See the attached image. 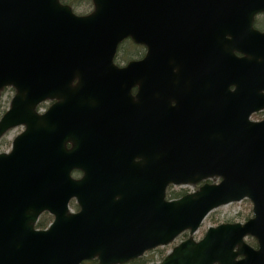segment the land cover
I'll return each mask as SVG.
<instances>
[{"label":"water","instance_id":"obj_1","mask_svg":"<svg viewBox=\"0 0 264 264\" xmlns=\"http://www.w3.org/2000/svg\"><path fill=\"white\" fill-rule=\"evenodd\" d=\"M92 3L93 11L79 16L59 0H0V90H15L0 118V137L25 125L11 150L0 153V264H79L94 257L99 264H121L187 229L190 236L160 264H264V119L249 120L264 107V34L253 31L245 81L250 94L243 104H235L231 82L219 68L213 109L191 119L156 114L153 156L140 165L129 163L144 175H118V185L107 190L69 176L71 169L84 168L80 151L75 145L66 153L62 143L72 138L43 129L49 115L35 112L40 100L54 95V85L69 83L87 67L97 74L112 68L118 43L134 37L138 19L141 27L153 20L155 43H164L180 39L184 27L195 28L199 20L204 31L226 30L241 18L234 13L239 10L252 20L264 11V0ZM90 58L100 61L85 64ZM206 179L219 181L165 199L171 183ZM71 197L80 207L76 213L67 209ZM244 198L252 204L251 218L209 227L200 240L192 238L209 211ZM43 211L54 220L47 229H35ZM247 236L255 248L244 241Z\"/></svg>","mask_w":264,"mask_h":264},{"label":"flooded vegetation","instance_id":"obj_2","mask_svg":"<svg viewBox=\"0 0 264 264\" xmlns=\"http://www.w3.org/2000/svg\"><path fill=\"white\" fill-rule=\"evenodd\" d=\"M234 13L241 18L233 19L226 30L204 31L199 20L195 28L186 25L180 39L164 43H155L149 22L141 27L138 19L134 38L118 44L113 57L116 72L110 69L102 76H94L106 82L80 83L75 78L72 92L38 104L39 115L54 106L52 125L56 134L83 130L79 148L86 160L85 169L72 171V177L87 176L89 188L107 190L118 185V175H144L131 169L129 163L140 165L153 156L156 114L191 119L213 109L219 68L227 73L235 104L244 103V97L250 94L245 81L250 76L251 31L264 33V12L255 14L252 22L245 10ZM86 78L93 79L91 74ZM74 90L84 93L86 106L80 114L71 112ZM7 92L12 89L4 88L1 97ZM259 114L260 119L264 117V108L252 115ZM75 145L78 142L72 138L64 147L71 149ZM69 205L72 211L78 210L74 199ZM40 216L48 224L53 219L49 213ZM184 235L186 232L180 237ZM143 261L141 258L139 263Z\"/></svg>","mask_w":264,"mask_h":264},{"label":"rangeland","instance_id":"obj_3","mask_svg":"<svg viewBox=\"0 0 264 264\" xmlns=\"http://www.w3.org/2000/svg\"><path fill=\"white\" fill-rule=\"evenodd\" d=\"M73 11L76 14H85L87 13L90 8L89 4L85 3L83 6H71ZM12 93L7 92L4 95H2L0 99V114L1 112L6 109L9 99L11 97ZM262 115L259 114V116H252V119L254 120H260V117ZM20 130V127H17L13 129L11 132L5 134L0 139V152H5L10 148V142L11 138ZM184 189L190 190L189 187H180V186H169L167 189L166 196L168 195V192H178ZM169 193V194H170ZM168 198V196H167ZM251 203L243 199L240 202L230 204L227 206H222L220 208H217L216 210H213L210 212L203 220V222L200 224V227L198 230L192 235L195 240L201 238L203 234L205 233L206 229L210 226H216L221 223H233V222H239L242 223L246 219L252 216L251 212ZM188 234L184 235L183 237H178L175 241L171 242L169 245L158 247L154 250L148 251L145 254V257L148 259V264H159L163 257L171 250V248L175 245H177L180 241L186 239ZM246 241L250 245H255L254 241L250 238H247ZM144 262V261H143ZM135 264H141L139 262H136Z\"/></svg>","mask_w":264,"mask_h":264},{"label":"trees","instance_id":"obj_4","mask_svg":"<svg viewBox=\"0 0 264 264\" xmlns=\"http://www.w3.org/2000/svg\"><path fill=\"white\" fill-rule=\"evenodd\" d=\"M63 3H67V4H69L70 6H74V7H77V6H83L85 3H89V1L90 0H61ZM170 192H168V196L169 197H178V196H180V195H182L183 193H184V191L183 190H181V191H178V192H172V193H170ZM36 226L37 227H39V228H42V227H44L45 226V223H44V220L43 219H39L38 221H37V224H36ZM94 263V262H93ZM129 264H134V263H129Z\"/></svg>","mask_w":264,"mask_h":264}]
</instances>
